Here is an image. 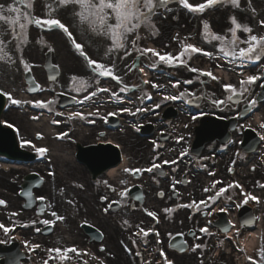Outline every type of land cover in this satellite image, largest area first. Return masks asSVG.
<instances>
[{"label":"snow or ice","instance_id":"6c2138e0","mask_svg":"<svg viewBox=\"0 0 264 264\" xmlns=\"http://www.w3.org/2000/svg\"><path fill=\"white\" fill-rule=\"evenodd\" d=\"M37 0H9L8 3L0 2V62H5L9 64H21L25 70H29V64L25 61L23 53L25 48L28 46L30 41L29 27L35 26L37 29H47L60 30L66 36L67 40L71 42V45L80 57L86 62L89 73L85 75L73 74L69 79V93H75L72 95V100L80 105H86L89 101H94L93 107L94 111L83 113L81 111H72L68 114V120L80 119L88 120V117H98L102 121H107L109 116H117L119 113H127L130 116L135 117L137 114L145 113L149 111H155L161 107L162 104L168 101H181L186 105H192L200 101L201 99H210L211 105L215 108H219L221 111H233L239 109L242 105L247 103V107L243 108V111L236 110L235 118L243 119L254 110L260 103L261 97H264V92H256L255 96L252 95L254 89L258 86L264 89V17L259 18L256 23L260 31H257L250 23L241 22L238 19L236 12L234 11L229 15L225 29L221 33H215L211 30L210 23L207 20H202V39L207 44L211 45V50L205 51L202 47H198L193 43H187L186 40L189 37L180 39L179 33H177L173 40L177 41L180 47V51L173 55L171 52H162L156 47L142 46L140 41L147 39L148 37L155 38L158 35L159 29L156 25V19L166 18L167 14L173 13L174 9L170 5H178L187 12L192 14H204L206 10L215 8L216 6H230L233 10L239 11L241 13L245 11H250L252 18L259 15L256 8L252 6V0H204V2L199 3H189V0H45L43 4L44 14L38 15L34 12ZM71 14L73 20L76 22L77 29L82 34H88L95 39L100 40L104 44V51L99 58H93L85 50L86 45L83 42H77L78 37L70 31V25L66 26L62 22L60 13ZM174 19L178 17L174 16ZM144 32L145 35L142 36L141 33ZM243 34V36L241 35ZM43 43V41H40ZM214 42H218L214 43ZM11 45V51L18 54V60L13 58L9 50ZM168 45H165L167 47ZM47 51L49 53L54 52L51 46H47ZM196 53H202L204 57L209 58L213 61H224L227 64L235 67H239L241 71L238 73L240 77L235 83H225L221 81V78L214 75L212 71H204L197 69L195 67H190L188 61ZM129 58H132L131 69L138 70L142 74L143 85H150V87L156 90V94L161 97L159 102H154L152 107H127L122 106L117 111L108 112L106 115L100 111V107L95 103V98L99 97L101 94H106V99H114L117 101H122L123 98L120 93H126L132 91L129 86L124 82L121 75L116 74V69L118 62H125ZM142 60H146L147 64L145 67L151 69H157L161 65L169 68H188L190 73H195L196 79L191 78L184 80H169L167 83H157L147 78L145 72V67H138ZM217 64L216 67H220ZM249 66L256 67L259 71L256 74H246ZM53 68L58 67L53 65ZM124 68H129L127 63L124 64ZM111 77L113 81L119 87V92L114 91L110 87L102 86V80L104 78ZM203 77H208L213 81L220 84L223 90V96L218 98H208L203 95H197L195 92L189 91L187 88L179 90L182 84L193 85L196 82L200 84H205L206 81L202 79ZM53 82H56L57 77L53 75L51 77ZM260 81L259 85L257 82ZM122 85V86H121ZM169 85L171 89L177 90L176 92H170L168 90ZM132 88L140 91L142 95L138 96L137 99L141 103L145 99L152 100V96L149 92L144 91L139 84H135ZM33 87H29L28 91H35ZM40 91H45L44 88H40ZM0 93L6 95L8 100L12 105L22 107L25 104H31L35 108L47 109L49 112H53V105L56 101L46 100L42 101L36 100H20L15 99L10 92ZM216 94L213 93V97ZM128 103H133L131 99ZM56 116H63V112H56ZM203 114V113H202ZM39 117H32V119H38ZM195 115L192 116V120H196ZM58 120H53L52 123H59ZM89 123H94V120H88ZM7 126L12 128L13 125L8 123ZM189 125L185 124L184 127L187 128ZM240 129L250 128L261 141H264V122H261L259 128L252 127L250 124H240L238 125ZM136 131H140V127L136 126ZM67 132L61 134V138L66 137ZM41 134H37V139H41ZM100 138L104 139V134H100ZM176 143L179 144L180 141L184 140L183 135L175 137ZM112 143V141H107ZM229 144L235 143V141L229 140ZM154 146L153 151L155 152L157 148L160 147L156 140L152 141ZM30 145L34 151L40 155L44 156L48 149L44 147H36L29 140L21 139L20 147ZM119 147V145H117ZM189 149L184 148L180 153L179 157H184L188 155ZM239 155V153H237ZM206 159V158H205ZM157 161H160L159 163ZM176 164V160L168 161L161 160L159 155H154L149 161V166L145 168H123L124 173L133 172L135 174H142L143 172L153 173L154 171L159 174H164L163 164ZM235 163V161H233ZM229 172L232 171L231 168L228 169ZM254 170V169H253ZM173 172L176 169L172 170ZM51 175V174H50ZM210 177H215V172H209ZM190 181H186L181 178L177 180L175 177L171 181V192L168 195L169 200H180L181 193L177 189L178 184H185ZM97 183H103L107 188L111 190L112 193H116L119 196V201H112L107 204L103 209L105 213L109 212L112 208L113 203L120 204L124 207L135 208V205H130L129 200L133 199L130 196V188L124 187L122 190L117 191L115 187L108 183V181H97ZM122 185H126V180H121ZM158 183V181H157ZM261 189H264V183L257 182ZM217 185H222L217 188ZM77 187H83V185H76ZM238 188L240 189L241 195H243L242 204L246 205L250 201L260 203L261 198L253 195L251 192H246L242 186L238 183H229L226 186L224 182L219 179H213L209 186L202 189L203 193L207 194L197 202L193 199L189 203H179L175 206H165L163 207V213L169 216L176 212L180 208L195 209L197 212L201 211V206L204 208L212 209V206L217 203L228 189ZM61 195H63L64 190L61 189ZM24 195L28 197V204L26 207H31L33 203V193L29 189L24 192ZM157 195L160 198L165 197L164 191H159ZM191 196L192 194L189 193ZM142 194H137L134 199L136 201H141L143 199ZM36 199L43 201L46 199L44 196L37 197ZM228 200H231V196H227ZM101 201L108 202L109 196L102 195L100 197ZM72 204V200L67 201ZM241 203H237L236 207H242ZM0 206L7 207V202L0 199ZM50 216L54 219H33L30 222H17V217L21 215V212L11 211L7 214V219L11 222L9 226H6L4 222H0V232H2L3 237L0 238V245L8 244L11 241L17 239L14 234L16 228L22 229H34L36 233H40L43 229L39 225L45 226V228L56 221H62L64 217L58 215L57 211L52 209V205H49ZM147 213L148 217H152L156 224H159V218L156 211H148L143 209ZM220 212H227L228 209L221 207L218 209ZM45 209H39V215H44ZM205 215H211V212L205 213ZM191 218V217H189ZM255 219H247L242 222V227L250 225ZM183 223V221H181ZM212 221L209 220L207 224L198 229H190L187 235L193 237V244L188 245L186 241L178 242L176 245H172L169 242L170 247H178L181 251H185L190 247L192 252H196L198 249H205L207 245L202 242L201 236H212L213 233L209 230V225ZM123 226L125 230L135 227V231L129 235L128 239L132 244V248L128 247V244L121 241L122 246L125 251L130 255L139 257L141 264H151V261L144 262L143 255L139 250L133 252V249L138 247V240L141 244L146 245L148 243L149 233H154L155 242L160 244V232L157 231L156 226L153 225L145 229L139 223L133 226L128 220L123 221ZM231 228H235V225L231 221H227L222 227L221 231L225 234L230 232ZM171 236V233H169ZM182 237L185 233H179ZM236 235H240V229H236ZM230 239V237H228ZM174 239V237H173ZM201 241V242H195ZM21 243L27 250L28 256L31 259L33 253H37V250H41L46 253L47 258H41L40 264H73V260L77 264H88V260L83 259L84 256L90 257L92 260H96L97 264H105L104 259L97 257L95 254L87 251L80 250L76 246L70 247H44L39 242L30 241L27 239H22ZM224 241H220L222 245ZM100 252H104L105 249L101 247ZM157 262L156 264H174L172 259H169L165 254L163 248L157 249ZM38 254V253H37ZM72 254V255H70ZM246 262H251V264H264V246H261L256 255H246ZM3 264H20L19 257L6 258Z\"/></svg>","mask_w":264,"mask_h":264},{"label":"rangeland","instance_id":"374dc122","mask_svg":"<svg viewBox=\"0 0 264 264\" xmlns=\"http://www.w3.org/2000/svg\"><path fill=\"white\" fill-rule=\"evenodd\" d=\"M44 9L42 8L41 10H37V6L35 9V13L38 15H43L44 14ZM73 30V34L75 36L78 37V41L77 42H83L86 45H92L93 47L91 48V53L94 54V57L96 58L98 55V52L96 49H98V45L99 42L102 41H96L93 40L92 37L90 35L85 36L84 34H82L78 29L76 24L72 27ZM70 30V31H72ZM142 36L145 35V33L143 32V34L141 33ZM29 36H30V43L28 44V46L25 48V51L23 53V57L25 59V61L29 64V68L32 69L33 67V72H34V76L38 79V81L40 83H42L44 86H46L48 88V86L50 85L45 78V74L43 72V64H44V54H45V49H47V47H39L38 46V42L43 41L44 43L47 44V46H51L53 49H55V51L53 52V58L55 61H57L56 63H58L61 68H62V76L61 79L53 84H51L52 86H50L51 88H66L68 85V78L69 76L75 72H79L80 74L82 73V69H84L83 67V63H79L78 60L76 59V55L78 54L75 49L73 48V46L71 45V42L67 40V38L62 35V34H58V33H53L52 31H44L42 29H37L35 26H30L29 27ZM147 39H143L140 42H147ZM36 42V43H35ZM90 42V43H88ZM95 47V48H94ZM36 49V51H35ZM45 50V51H44ZM12 54V53H11ZM14 59L18 60L17 54H15V57H13ZM21 64L17 63V64H9V63H5V62H0V90H3V92H10L13 97L16 99L17 97L22 98L24 97L23 95V89H24V82H23V70L21 68ZM169 71V70H168ZM170 72V71H169ZM172 75L176 76V73L174 71H171ZM42 96H38L36 99L42 100V101H46L49 100V95L50 94H41ZM24 113H26L25 110L21 111L19 110V115H23ZM27 114H30L29 112ZM19 115H16L17 117H19ZM24 118V117H23ZM23 118H19V120L22 122ZM29 118V116H28ZM25 119V118H24ZM32 134L33 132H38L39 134L44 136V132H43V127H38V128H33L32 127ZM48 133V132H47ZM53 136H49L47 135V139L52 140ZM45 140V136L43 138ZM34 141V139H33ZM43 145H47L46 147H52V145L54 144L52 143H47V141L45 140L44 142H42ZM66 146V145H64ZM62 153H66L68 154V152L66 151L65 147H63ZM52 162L54 161V158L51 159ZM54 165V164H53ZM50 167H52L50 165ZM55 170H56V175H58V177L56 176L55 179H53V174H51L48 178V188H54V187H68L70 189V192H73L71 195H74L75 193L77 194H82V192L79 191V187H77L76 185H85V180L87 179L86 176L83 174L82 170H78L76 169V165H71V163L67 166V170H64L63 173H61V171L56 167V165L54 166ZM47 170V167L44 168V171ZM245 173H249V178L252 177L253 181L256 180V178L260 177V175H256L257 173L252 172V171H248V172H244L242 174ZM255 173V174H254ZM9 174V172L7 173V175ZM14 173L11 174V176H13ZM10 176V178H11ZM79 177V178H78ZM261 180L262 177H260ZM12 179V178H11ZM13 180V179H12ZM14 182V181H12ZM252 183V181H251ZM234 195L238 194V191L235 190L232 192ZM239 195V194H238ZM154 199L155 198V194H154ZM190 200L192 201L193 198H190ZM62 202V201H61ZM63 205H66L64 203V201L62 202ZM67 208V206L65 207ZM59 214L65 216V212H58ZM197 223V222H196ZM196 227H199V224H196ZM263 232H264V224H263ZM176 231H180V226L178 225V228L176 230H174V232ZM202 242L207 245V247L205 249H201L200 251L197 250L195 253L194 252H190L185 258V264H241V261L238 260V262L235 261V259H233V254H225V250L227 249V246L224 244L223 245V249H221L218 252V249L214 251V253L209 254V249L211 245H208L210 239L209 238H205L204 236H202ZM201 242V241H200ZM264 246V236L262 239H260L259 243H256L255 247L250 248V252H252V255L255 256L258 249ZM215 255V256H214ZM179 264V262H178ZM248 264V262L246 263Z\"/></svg>","mask_w":264,"mask_h":264},{"label":"bare ground","instance_id":"6f19581e","mask_svg":"<svg viewBox=\"0 0 264 264\" xmlns=\"http://www.w3.org/2000/svg\"><path fill=\"white\" fill-rule=\"evenodd\" d=\"M58 163H59L60 166H64V165L66 164V163L64 162L63 159H59V160H58ZM260 229H261V227H260L259 230L254 234V237H255V238H257V236L260 235Z\"/></svg>","mask_w":264,"mask_h":264},{"label":"water","instance_id":"95a60500","mask_svg":"<svg viewBox=\"0 0 264 264\" xmlns=\"http://www.w3.org/2000/svg\"><path fill=\"white\" fill-rule=\"evenodd\" d=\"M0 107H1V101H0ZM8 137V136H7ZM0 139L2 140V134H1V136H0Z\"/></svg>","mask_w":264,"mask_h":264}]
</instances>
